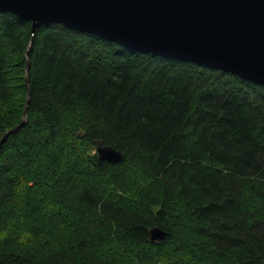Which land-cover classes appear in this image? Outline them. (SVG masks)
Returning a JSON list of instances; mask_svg holds the SVG:
<instances>
[{
    "label": "trees",
    "instance_id": "1",
    "mask_svg": "<svg viewBox=\"0 0 264 264\" xmlns=\"http://www.w3.org/2000/svg\"><path fill=\"white\" fill-rule=\"evenodd\" d=\"M0 233V264H264V86L0 13Z\"/></svg>",
    "mask_w": 264,
    "mask_h": 264
},
{
    "label": "water",
    "instance_id": "2",
    "mask_svg": "<svg viewBox=\"0 0 264 264\" xmlns=\"http://www.w3.org/2000/svg\"><path fill=\"white\" fill-rule=\"evenodd\" d=\"M0 13L29 20L32 29L59 24L264 86V0H0ZM98 157L109 163L123 159L112 147H99ZM166 234L150 230L152 241Z\"/></svg>",
    "mask_w": 264,
    "mask_h": 264
},
{
    "label": "clouds",
    "instance_id": "3",
    "mask_svg": "<svg viewBox=\"0 0 264 264\" xmlns=\"http://www.w3.org/2000/svg\"><path fill=\"white\" fill-rule=\"evenodd\" d=\"M4 235H6V234L5 233H0V239H2ZM25 238H26L25 234H22L20 236V241L23 242Z\"/></svg>",
    "mask_w": 264,
    "mask_h": 264
},
{
    "label": "bare ground",
    "instance_id": "4",
    "mask_svg": "<svg viewBox=\"0 0 264 264\" xmlns=\"http://www.w3.org/2000/svg\"><path fill=\"white\" fill-rule=\"evenodd\" d=\"M108 147V146H107ZM99 148V147H98ZM98 148H97V152H98ZM113 148V147H112ZM117 150V149H116ZM119 151V150H118ZM97 152H96V154H97ZM122 153V152H121ZM98 159H99V157H98ZM157 228H159V227H157ZM160 229V228H159ZM162 230V229H161ZM164 231V230H163ZM166 232V231H165ZM167 233V232H166ZM150 240L152 241V239H151V235H150ZM158 241H160V240H158ZM158 241H154V242H158Z\"/></svg>",
    "mask_w": 264,
    "mask_h": 264
}]
</instances>
